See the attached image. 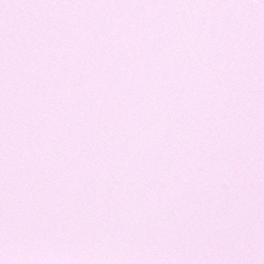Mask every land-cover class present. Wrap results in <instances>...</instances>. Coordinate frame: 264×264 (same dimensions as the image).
<instances>
[{
  "label": "snow or ice",
  "instance_id": "6c2138e0",
  "mask_svg": "<svg viewBox=\"0 0 264 264\" xmlns=\"http://www.w3.org/2000/svg\"><path fill=\"white\" fill-rule=\"evenodd\" d=\"M0 264H264V0H0Z\"/></svg>",
  "mask_w": 264,
  "mask_h": 264
}]
</instances>
